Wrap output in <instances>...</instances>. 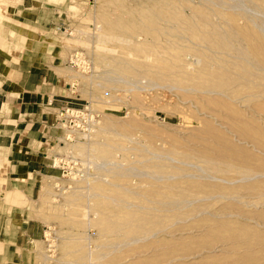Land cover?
Listing matches in <instances>:
<instances>
[{"label":"rangeland","instance_id":"1","mask_svg":"<svg viewBox=\"0 0 264 264\" xmlns=\"http://www.w3.org/2000/svg\"><path fill=\"white\" fill-rule=\"evenodd\" d=\"M16 55L82 125L0 187V264H264V0H0Z\"/></svg>","mask_w":264,"mask_h":264},{"label":"crops","instance_id":"2","mask_svg":"<svg viewBox=\"0 0 264 264\" xmlns=\"http://www.w3.org/2000/svg\"><path fill=\"white\" fill-rule=\"evenodd\" d=\"M20 58L12 57L4 72L2 83L11 85L0 86V187L49 171L55 156L48 152L68 140V130L56 119L57 112L71 103L57 62L50 56L27 62ZM2 227L0 218V234Z\"/></svg>","mask_w":264,"mask_h":264},{"label":"built area","instance_id":"3","mask_svg":"<svg viewBox=\"0 0 264 264\" xmlns=\"http://www.w3.org/2000/svg\"><path fill=\"white\" fill-rule=\"evenodd\" d=\"M79 112V110H76V109H73V108H69L67 106L61 108L58 112V120H57V124L60 126V127H63V128H70L71 127H78L82 124H79V123H72L71 122L73 121V117H79V115L77 114ZM85 115H83L81 118H83ZM60 121V123H59ZM68 130V129H67ZM55 164V161L53 160L52 161V166Z\"/></svg>","mask_w":264,"mask_h":264},{"label":"bare ground","instance_id":"4","mask_svg":"<svg viewBox=\"0 0 264 264\" xmlns=\"http://www.w3.org/2000/svg\"><path fill=\"white\" fill-rule=\"evenodd\" d=\"M251 33V32H250ZM261 41V40H260Z\"/></svg>","mask_w":264,"mask_h":264}]
</instances>
